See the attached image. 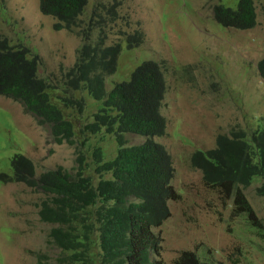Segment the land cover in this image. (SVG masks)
Listing matches in <instances>:
<instances>
[{
	"label": "rangeland",
	"instance_id": "obj_1",
	"mask_svg": "<svg viewBox=\"0 0 264 264\" xmlns=\"http://www.w3.org/2000/svg\"><path fill=\"white\" fill-rule=\"evenodd\" d=\"M89 1L72 32L56 31L57 20L41 10L40 0H0V36L38 52L39 74L55 88L75 65L86 30L87 43L96 45L104 36L105 47H124L117 72L106 76L108 91L129 81L143 62H157L167 83L161 110L166 133L154 140L171 156V186L180 198L168 202L169 218L152 229L157 247L151 262L174 264L182 252L191 251L204 264H264V198L255 192L259 179L243 190L261 220L257 229L245 216H234L233 198L206 186L190 165L193 151L213 149L217 135L264 127V80L257 68L264 56V0L256 2L257 26L244 31L225 28L214 19L215 5L236 9L239 0ZM98 14L105 22L91 27ZM137 32L143 34V43L129 50L125 41ZM92 102L87 98L89 108ZM89 108L84 123L94 113ZM26 109L19 100L0 96V172L11 174L10 158L21 153L33 161L36 176L58 166L73 173L78 149L53 143L49 128ZM125 139L128 146L144 141L132 134ZM117 148L114 137H107L102 146L106 159H113ZM101 176L112 178L111 173ZM43 199L41 190L24 182L0 181V264H38L37 257L43 264L57 263L60 252L48 243L51 226L37 215Z\"/></svg>",
	"mask_w": 264,
	"mask_h": 264
},
{
	"label": "trees",
	"instance_id": "obj_2",
	"mask_svg": "<svg viewBox=\"0 0 264 264\" xmlns=\"http://www.w3.org/2000/svg\"><path fill=\"white\" fill-rule=\"evenodd\" d=\"M257 1L239 0L236 9L215 6V20L225 27L251 30L258 24ZM87 4L88 0H41V10L57 19L56 31L74 32ZM98 18L91 27L105 22L104 16ZM82 37L86 42L75 65L65 72L61 87L55 88L39 74L38 52L0 36V96L24 103L40 125L49 126L53 143L67 142L78 149L73 173L58 166L36 176L33 161L16 153L10 158L12 173L0 172V181L24 182L46 195L37 215L51 226L48 243L60 252L56 264H154L150 255L157 241L152 229L169 218L168 202L180 198L171 186V156L154 140L166 133L161 114L167 91L164 72L157 62L145 61L129 81L108 91L106 76L117 72L124 47L120 43L105 47L104 36L96 45L87 43L89 30ZM125 42L129 50L138 47L143 34L137 32ZM257 68L264 80V56ZM87 98L93 101L90 108ZM88 108L94 113L84 123ZM126 134L144 141L128 146ZM107 137H114L118 147L111 160L102 150ZM190 165L206 186L233 198L234 216L243 215L253 227L261 228L243 190L259 179L255 192L264 198V127L219 134L213 149L193 151ZM103 173H111L112 178L105 179ZM94 175L100 176L97 181ZM174 264L204 263L195 252L184 251Z\"/></svg>",
	"mask_w": 264,
	"mask_h": 264
},
{
	"label": "clouds",
	"instance_id": "obj_3",
	"mask_svg": "<svg viewBox=\"0 0 264 264\" xmlns=\"http://www.w3.org/2000/svg\"><path fill=\"white\" fill-rule=\"evenodd\" d=\"M89 0H88V4H87V6L85 7V9H84V12H83V14L86 12V10H87V8H88V6H89ZM218 5H220V4H217V5H215V6H218ZM214 6V7H215ZM40 8H41V0H40ZM53 16V15H52ZM98 17H102V15L101 14H98L97 15ZM54 17V16H53ZM83 17V15H81L79 18H78V24H79V21L81 20V18ZM214 19H215V15H214ZM57 20V19H56ZM216 21V20H215ZM217 22V21H216ZM218 23V22H217ZM219 24V23H218ZM78 27V26H77ZM223 27H225V26H223ZM225 28H228V29H235V28H230V27H225ZM65 29V28H64ZM254 29V28H253ZM236 30H238V29H236ZM252 30V29H251ZM75 31V30H74ZM244 31V30H243ZM73 32V31H72ZM166 94H167V91H166ZM165 94V95H166ZM38 124H39V122H38ZM40 125V124H39ZM40 126H44V125H40ZM48 128H49V126L48 125H46ZM235 129V128H234ZM49 130H50V128H49ZM230 133V132H229ZM50 134L51 133H49V137L51 138V136H50ZM228 135V134H227ZM218 136V135H217ZM216 136V137H217ZM216 139V138H215ZM215 147V146H214ZM211 150V149H210Z\"/></svg>",
	"mask_w": 264,
	"mask_h": 264
}]
</instances>
